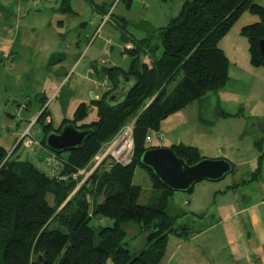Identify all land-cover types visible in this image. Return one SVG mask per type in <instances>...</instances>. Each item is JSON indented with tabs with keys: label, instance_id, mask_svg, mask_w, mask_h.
I'll return each instance as SVG.
<instances>
[{
	"label": "trees",
	"instance_id": "1",
	"mask_svg": "<svg viewBox=\"0 0 264 264\" xmlns=\"http://www.w3.org/2000/svg\"><path fill=\"white\" fill-rule=\"evenodd\" d=\"M83 1L93 5V0ZM69 3L61 1L62 12H70ZM245 12L258 19L240 31L248 43L250 65L264 67V55L259 50V42L264 41V9L259 4L253 0H185L178 14L156 32L162 49L158 59L150 65L140 61L141 52L152 49L153 57L155 50L151 40L143 39L130 50L127 71L117 67L104 70L113 91L118 77L134 81L121 103L107 102L113 92L109 90L90 105L83 103L76 108L68 122L91 134L80 148L55 154L61 161L57 176L28 160L11 159L14 151L7 157L0 147V264H106L109 259L112 264H160L168 235L181 240L188 237L192 231L187 225L175 227L183 213L172 210L174 192L141 165L140 157L146 150L157 148L147 146L145 138L149 132L158 133L162 121L226 86L228 61L218 44ZM121 39L125 44L129 42L126 36ZM179 74L181 79L167 93V85ZM151 99L133 126L131 162L94 172L79 193L67 200L76 185L70 176L85 169L101 146ZM91 108H95L96 120L83 123ZM44 117L43 110L35 122L41 124L40 144L45 147L44 139L51 130L49 124H44ZM169 148L187 165L203 159L190 146ZM64 154L66 159L62 158ZM136 169L144 172L154 193L147 205L138 204L141 189L133 184ZM66 175V182L60 180ZM84 195H89L90 201ZM94 218L112 224L93 227L90 221ZM52 221L56 226L51 225ZM132 226L136 228L135 236L144 235L142 247L133 254L124 242ZM35 256L41 257L39 263L33 262Z\"/></svg>",
	"mask_w": 264,
	"mask_h": 264
},
{
	"label": "rangeland",
	"instance_id": "2",
	"mask_svg": "<svg viewBox=\"0 0 264 264\" xmlns=\"http://www.w3.org/2000/svg\"><path fill=\"white\" fill-rule=\"evenodd\" d=\"M19 1L20 5L15 6L14 0H0V6L6 7L11 16V22L17 18L20 21L18 28L9 29L8 32L11 34H8V38L0 27V147L8 154L7 157L14 151L11 159L28 160L52 174L48 167L51 166L48 158H51L50 156L54 153L40 144L43 132L41 124L35 122L40 112L44 110L43 122L49 124L48 131L51 130V132L71 121L80 104L90 105L93 101L91 92L87 91V82L83 80L88 66L92 62L98 64L103 62L107 68L117 67L127 71L131 61L128 55L138 40L149 39L150 45L155 48L153 57L150 52L152 49L141 52L142 63L150 65L154 59H158L162 49L156 32L178 14L185 0H93L94 5L111 10L110 21L104 22L105 24L100 18L96 22H91L90 13H93V10L82 0H70L69 3L70 8L78 11L79 20L58 10L62 0H29L28 3L24 0ZM62 17H66V21L63 20L65 23L61 29L54 22L62 20ZM246 17L255 18L253 15H242L218 44L228 61L230 70L234 67L239 68L243 57L249 55L247 40L240 33ZM124 20L126 24H123ZM79 22L83 24L77 26ZM122 36L128 39L127 44L122 42ZM89 48L90 51L86 54L85 51ZM72 50H76L77 55H74ZM93 51L98 53L94 55ZM58 64H61L62 68L57 67ZM97 78L98 80L106 79L105 83L113 91V83L106 77L105 71L104 75L101 74ZM180 79L181 74L176 75L175 80L167 85V93L173 90ZM105 83L102 87L104 89H101L102 92L107 91ZM216 95L209 94L201 102H193L194 104H190L185 110L169 116L162 121L158 133L149 132L152 142L146 145L169 148L172 144L182 143L197 147L203 156L217 155L219 157L218 154L227 152L226 144H229L233 146V153L229 155V158L234 164L240 157H246L248 160L246 163H248L251 155L255 154L253 142L262 137L261 129L264 125L262 117L248 119L244 114L240 118L232 116L229 119L221 117L217 119L219 109L216 106ZM151 101L152 99L145 101L138 114L129 118L118 133L101 146L85 169L75 172V178L73 177L72 181L76 185L69 193L67 200L79 193L90 175L108 169L115 163L114 160L105 157V146L108 148L116 142L124 129L133 128L137 116L147 109ZM48 114L50 119H47ZM195 114L197 118L194 120ZM95 120L96 111L95 108H91L83 123ZM159 134L161 140L158 139ZM219 134L225 138L224 143L217 140L220 139ZM62 158L66 159L67 154H64ZM248 166L251 170L250 162ZM248 168L245 166L244 172L247 178H250ZM77 172L78 175H76ZM64 177L60 180L67 181L68 176ZM230 179L231 174H228L218 182L196 183L191 192H175L172 210L183 213L177 218L175 227L187 225L190 231H196L200 226L207 225V220L195 219L191 216L188 210L191 205L188 207L184 201L191 202L194 194L207 198L211 194L209 191H201L202 185H211L210 187L217 189L225 186ZM133 184L141 189L138 204H149L154 193L142 170L136 169ZM79 197L83 198L81 195ZM84 197L90 201L89 195ZM48 203L52 205V198L49 196ZM62 207L63 205L57 211H60ZM111 224L107 219L94 218L90 221L93 227H106ZM51 225L56 226V223L52 221ZM135 232L136 228L130 227L124 240L131 254L138 251L144 242V235L135 236ZM174 239V235H168L169 248ZM106 264H112L111 260L109 259Z\"/></svg>",
	"mask_w": 264,
	"mask_h": 264
},
{
	"label": "crops",
	"instance_id": "3",
	"mask_svg": "<svg viewBox=\"0 0 264 264\" xmlns=\"http://www.w3.org/2000/svg\"><path fill=\"white\" fill-rule=\"evenodd\" d=\"M24 1L28 3L29 0ZM253 1L264 9V0ZM14 2L15 6L20 5L19 0H14ZM4 3L6 4V2ZM89 6L93 10V13H90L91 22H96L100 18L103 23L105 15L112 16L110 9L98 7L94 5V2L93 5ZM3 7L0 6V27L5 37L8 38V34H11V32H8L9 29L18 28L17 25L20 21L17 18L14 22H11L10 14L7 12L6 7L4 9ZM69 9L70 12L65 14L79 20L78 11L76 12L70 6ZM58 10L64 13L61 11V5ZM245 14L251 16L247 12L242 15ZM110 17L108 21H110ZM63 20L66 21V17H62V20H57L54 23L62 29L65 23ZM244 21L243 27L256 23L258 19L256 17H246ZM124 22V24L127 23L126 20ZM82 24L83 22H79L77 26ZM89 51L90 48L85 53L87 54ZM93 52L92 54L95 55L96 51ZM72 53L77 55L78 52L72 50ZM101 63L92 62L88 66L85 72L86 76L83 79L87 82V91L95 97L94 101L98 100L105 92V90L102 92L101 89H104L102 87L107 80H98L97 77L101 74L104 75V70L108 68L105 67V63ZM241 63L239 68L234 67L233 70L228 67V82L222 90L216 93V106L219 109L217 119L219 117L229 119L232 116L240 118L246 114L248 119L262 117L264 123V67H252L249 62V55L244 56ZM58 66L61 67V64H58ZM64 76L66 77L67 74L65 73ZM105 85L107 91L111 90L107 83ZM233 109L235 112H231ZM196 118L197 114L193 119ZM47 119H50L49 114ZM261 134L262 137L253 142L252 145L255 154H252L249 160L252 166L251 170L248 168L249 162L246 163L248 161L246 157H240L234 164L233 160L229 158V155L233 153V146L229 144H226L227 152L218 154L219 157L217 155L215 157L203 156L195 146L182 143L171 145L182 144L196 148L203 159L226 160L232 166L233 172L230 173V181L223 187L216 189V187H210L211 185H202L201 191H209L211 194L209 197L202 198L191 193L194 194L191 202L190 200L189 202L184 201V204L186 203L188 207L191 205L188 210L192 217L207 220L208 223L205 226H200L198 230L192 231L185 240L175 237L170 248L168 241L164 258L160 264H264V125ZM217 140L221 143L225 142V138L221 135L220 139ZM245 166L248 168L247 172H250V178L245 175Z\"/></svg>",
	"mask_w": 264,
	"mask_h": 264
},
{
	"label": "water",
	"instance_id": "4",
	"mask_svg": "<svg viewBox=\"0 0 264 264\" xmlns=\"http://www.w3.org/2000/svg\"><path fill=\"white\" fill-rule=\"evenodd\" d=\"M259 50L264 55L263 40L259 42ZM133 85L131 78L118 77L115 90L109 95L107 102L112 105L121 103ZM91 98L95 100L92 94ZM90 134V130L67 124L58 133H48L44 143L46 149L54 154L67 153L80 148ZM140 163L150 169L155 177L174 193H187L199 182H218L232 172V166L226 160L201 159L193 165H187L170 148L164 147L146 150L140 157ZM40 261V256L33 258V262Z\"/></svg>",
	"mask_w": 264,
	"mask_h": 264
},
{
	"label": "built area",
	"instance_id": "5",
	"mask_svg": "<svg viewBox=\"0 0 264 264\" xmlns=\"http://www.w3.org/2000/svg\"><path fill=\"white\" fill-rule=\"evenodd\" d=\"M41 1V0H37ZM109 20V14L105 15L103 18V23L107 22ZM132 130L133 128H126L124 131L121 132L119 138L116 142H113L108 148L105 146V157H108L115 161L114 164L126 166L131 162L132 153H133V141H132ZM158 139L161 140V135H157ZM152 142L150 136L148 135L145 138V143L150 144ZM51 158H48V160L51 162V166H48L52 172V174H55L60 170L61 167V161L57 159L55 154H52L50 156ZM97 159V158H96ZM79 172V171H78ZM78 172L76 175H78ZM75 178V173L71 175V178ZM65 177H62L60 179H63Z\"/></svg>",
	"mask_w": 264,
	"mask_h": 264
},
{
	"label": "flooded vegetation",
	"instance_id": "6",
	"mask_svg": "<svg viewBox=\"0 0 264 264\" xmlns=\"http://www.w3.org/2000/svg\"><path fill=\"white\" fill-rule=\"evenodd\" d=\"M114 90H115V89H114ZM67 124H73V123L67 122V123H65L64 125H67ZM64 125H62L61 128H62ZM73 125H74V124H73ZM74 126L78 128V126H76V125H74ZM61 128H60V130H61ZM57 129H58V128L54 129L52 132H56V133H58Z\"/></svg>",
	"mask_w": 264,
	"mask_h": 264
}]
</instances>
